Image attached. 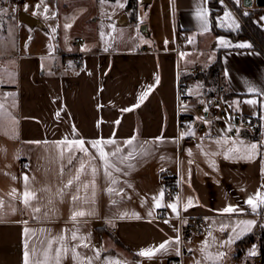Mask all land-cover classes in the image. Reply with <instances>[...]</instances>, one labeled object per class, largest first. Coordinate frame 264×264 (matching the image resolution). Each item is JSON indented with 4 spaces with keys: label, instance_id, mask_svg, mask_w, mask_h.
Returning a JSON list of instances; mask_svg holds the SVG:
<instances>
[{
    "label": "crops",
    "instance_id": "crops-1",
    "mask_svg": "<svg viewBox=\"0 0 264 264\" xmlns=\"http://www.w3.org/2000/svg\"><path fill=\"white\" fill-rule=\"evenodd\" d=\"M117 1L0 0V264H24L25 251L29 264H57L56 249L59 264H164L181 252L185 264H263L262 250L252 255L251 243L259 222L264 232V205L257 201L254 210L246 201L264 194V49L239 35V12L264 29V0H219L215 26L232 34L214 30L210 0H137L136 21L129 0L102 11ZM75 8L85 11L75 16ZM130 22L141 25L144 39L124 29ZM76 38L82 63L64 66ZM218 61L205 88L202 74ZM190 66L200 72L190 74ZM179 68L191 78L196 102L224 84L231 111L256 121L257 134L215 131L180 154ZM77 140L87 155L59 143ZM96 140L114 141L102 144L120 169H109L110 177L90 143ZM177 175L181 195L167 198L164 184ZM25 191L34 194L27 206ZM228 206L236 211L225 212ZM180 210L207 216L205 232L189 231L178 220ZM81 211L85 215L73 219ZM241 221L254 224L245 230ZM248 235L254 240L239 254L237 243ZM165 242L151 257L139 255Z\"/></svg>",
    "mask_w": 264,
    "mask_h": 264
},
{
    "label": "built area",
    "instance_id": "built-area-1",
    "mask_svg": "<svg viewBox=\"0 0 264 264\" xmlns=\"http://www.w3.org/2000/svg\"><path fill=\"white\" fill-rule=\"evenodd\" d=\"M81 39L73 40L75 50L68 53L63 61L64 66H80L82 63L83 52L80 49ZM187 71L190 74H198V67L190 66ZM192 80L183 74L179 68L177 81V110H178V152L181 154L186 145L193 143L199 137L221 131L225 134L235 135L241 131H247L251 135L258 132L259 125L252 118L231 111L227 88L224 84L217 85L214 92L201 101H194L190 88ZM28 163L23 164V169L27 170ZM182 192V179L179 175L170 177L164 184V194L167 198L175 195L180 196ZM165 216V213H162ZM178 220L194 234L201 235L205 232L207 226V216L185 215L181 210L178 214ZM115 230V229H114ZM263 226L259 222L253 229L255 240L251 243L252 253L261 255V238L263 235ZM164 264H185L184 254L172 257Z\"/></svg>",
    "mask_w": 264,
    "mask_h": 264
},
{
    "label": "snow or ice",
    "instance_id": "snow-or-ice-1",
    "mask_svg": "<svg viewBox=\"0 0 264 264\" xmlns=\"http://www.w3.org/2000/svg\"><path fill=\"white\" fill-rule=\"evenodd\" d=\"M41 2H43V0H41ZM120 6L122 7L123 5H120ZM37 7H39V5ZM45 12H47V8H45ZM65 27H70V25H66ZM241 46H243V45H241ZM157 82H158V78H157ZM146 95H147V93H144L143 95H141L139 97V100L140 101H143ZM247 102L248 103H255V101H247ZM2 108H3V105H0V109H2ZM130 110L131 109H124V111H130ZM3 115H4V113L2 111H0V116H3ZM131 142H132L131 140L126 141V143H131ZM59 143H68L70 146L71 145H77V146H79L80 151L84 152L87 155V149H85L83 147V145H84V141L83 140L70 141V142L69 141H63V142H59ZM90 143H91L92 147H94V148L97 149V151L99 153V156H100L101 160L103 161V169H104V175L105 176H108V177L111 176L112 173L109 171V169H115V171H120V169L118 167H116L108 159L109 154L106 153L104 151L103 147H102V144H105V143H109L110 144V143H114V141H112V140H108V141L96 140V141H91ZM251 147L253 149H255L257 146L255 144H253ZM117 151H119V149H117ZM111 155L112 156H115L116 153L113 152V153H111ZM68 162H69V164L72 163V157H69ZM84 167H85L84 163L81 162L80 168L77 170L76 176L73 178L74 180H77L78 181L80 179V175L83 172ZM91 173H92V177H93L92 184H93V187H94L95 176H96V173H97V169L95 167H93L91 169ZM24 179H25V182H27V179L28 178L25 177ZM73 179H70L67 182V184L65 185L66 188L72 186ZM112 182L115 183L116 181L113 180ZM83 187L85 189H87L88 184H84ZM77 190H79V189H77ZM108 191L111 192V191H113V189L112 188H109ZM14 193H15V189L13 190V193L12 194L14 195ZM60 194L63 195L62 190H61ZM162 195L163 194L161 193V196ZM23 196H24L23 202L27 206L29 204V199L32 198V197H34V194L33 193H30L28 191H25L24 194H23ZM78 198L79 197H77V196H73V200H76ZM153 199L156 202V207H160L159 200L156 197H154ZM257 201H258L259 205H264V194H262L260 191H257V193L255 194V197H249V199L246 201V203H248L249 205H251L253 207V209L255 210V208L258 206L257 205ZM2 203L3 202L0 201V204H2ZM191 204H192V201H191V199H189L188 205H186V207L187 206H191ZM168 207H170L174 212H176V210H177L176 203L169 204ZM35 211H39V209H35ZM224 211L225 212H234V211H236V209L233 208L232 206H228L227 208L224 209ZM83 215H85V213L82 212V211L81 212H76V213L73 214V219H75L76 216H83ZM125 215H127V214H125ZM134 215H136V214H134ZM149 215H151V212H149ZM137 218H139L138 215H137ZM165 223H167V221H165ZM240 223L246 226L245 230H250L251 227H252V225L254 224V221H241ZM233 230L235 231V229H233ZM72 238L73 239H76L75 233H73V237ZM60 239L63 240V237H60ZM231 242H232L231 239L229 241H227V243H231ZM166 243L167 242L162 243L161 245H159V248H157V249L150 248V249H147V250H142L139 253V255L151 257L152 255L155 254L156 251H159L160 249H164L165 246H166ZM205 247H207V245H205ZM25 248H27V244H25ZM50 250H51V242H49V251ZM72 251H73V255H74V259H75L78 254L75 253V250L74 249ZM63 252L66 254L68 252V249L67 248H63ZM47 254L48 253L46 252L45 253V257L46 258H47ZM251 254L252 255H255V252H253ZM219 256H223V253H220ZM60 257H61V249H56L55 259L57 261V264H59ZM24 264H29V261H28V252L27 251H25V261H24Z\"/></svg>",
    "mask_w": 264,
    "mask_h": 264
},
{
    "label": "trees",
    "instance_id": "trees-1",
    "mask_svg": "<svg viewBox=\"0 0 264 264\" xmlns=\"http://www.w3.org/2000/svg\"><path fill=\"white\" fill-rule=\"evenodd\" d=\"M210 4L212 6V21L214 25V30L216 32H221L225 34H232L230 31L220 30L215 26V19L216 16L222 11V5L220 4L219 0H210ZM128 10L131 12V19L136 21L137 20V0H129ZM242 22L244 24L242 31L239 32V35H247L251 36L254 44L256 47L260 49H264V29L259 26L253 19L251 14H243L239 12ZM219 68V61L212 65L211 69L202 74L204 79V87L207 88L210 84L209 77L210 74L215 72ZM254 240L253 235H248L245 238L241 239L238 243V250L237 252L241 254L245 247L248 246ZM261 250H262V261L264 264V233L261 238Z\"/></svg>",
    "mask_w": 264,
    "mask_h": 264
},
{
    "label": "rangeland",
    "instance_id": "rangeland-1",
    "mask_svg": "<svg viewBox=\"0 0 264 264\" xmlns=\"http://www.w3.org/2000/svg\"><path fill=\"white\" fill-rule=\"evenodd\" d=\"M122 2H123V0H118L114 6L107 5V4L101 5L102 11H104V12H106V11L109 12V11H112V10H115L116 11L119 7H121L120 5H122ZM81 11H85V10H83V8H75L74 11H73V14L76 16ZM64 14H65V11H64V8L62 7L61 8V18L62 19L65 18ZM124 29H134V30H131V31H132V33L137 32V35H138L137 36L138 37L137 39H144L145 38L144 34L141 32V25L139 27H137V26H134L130 22L128 25H126L124 27ZM129 35H130V33H129ZM102 37H105V34L104 33H103V36ZM66 38H68V35L66 36ZM133 39H134L133 41L136 42V39L134 37H133Z\"/></svg>",
    "mask_w": 264,
    "mask_h": 264
},
{
    "label": "water",
    "instance_id": "water-1",
    "mask_svg": "<svg viewBox=\"0 0 264 264\" xmlns=\"http://www.w3.org/2000/svg\"><path fill=\"white\" fill-rule=\"evenodd\" d=\"M25 15H26V14H25L24 12H22V13L20 14V19H21L23 22L28 23L29 20L26 18ZM143 26H145V25H143Z\"/></svg>",
    "mask_w": 264,
    "mask_h": 264
}]
</instances>
